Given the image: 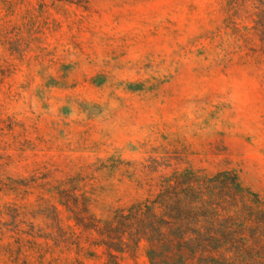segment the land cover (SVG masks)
<instances>
[{"label": "rangeland", "instance_id": "obj_1", "mask_svg": "<svg viewBox=\"0 0 264 264\" xmlns=\"http://www.w3.org/2000/svg\"><path fill=\"white\" fill-rule=\"evenodd\" d=\"M0 264H264V0H0Z\"/></svg>", "mask_w": 264, "mask_h": 264}]
</instances>
